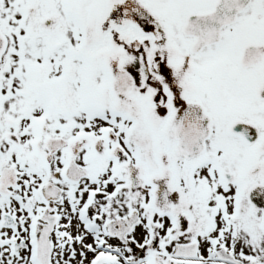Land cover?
Returning a JSON list of instances; mask_svg holds the SVG:
<instances>
[{"label":"snow or ice","instance_id":"1","mask_svg":"<svg viewBox=\"0 0 264 264\" xmlns=\"http://www.w3.org/2000/svg\"><path fill=\"white\" fill-rule=\"evenodd\" d=\"M0 264H264V0H0Z\"/></svg>","mask_w":264,"mask_h":264}]
</instances>
